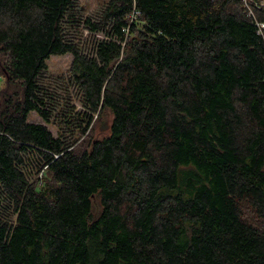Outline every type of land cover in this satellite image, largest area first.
Returning <instances> with one entry per match:
<instances>
[{
	"label": "trees",
	"instance_id": "obj_1",
	"mask_svg": "<svg viewBox=\"0 0 264 264\" xmlns=\"http://www.w3.org/2000/svg\"><path fill=\"white\" fill-rule=\"evenodd\" d=\"M74 2L0 0V264H264V5Z\"/></svg>",
	"mask_w": 264,
	"mask_h": 264
},
{
	"label": "rangeland",
	"instance_id": "obj_2",
	"mask_svg": "<svg viewBox=\"0 0 264 264\" xmlns=\"http://www.w3.org/2000/svg\"><path fill=\"white\" fill-rule=\"evenodd\" d=\"M73 1H75L74 3H78L81 6V8L83 10L82 15L92 16L93 14H96V12L98 10H100L102 7H104L105 4H107L109 0H73ZM243 1L244 0H242V2ZM251 1L258 2L260 0H249L250 6L252 3ZM261 3L264 4V0H261ZM243 5H244V3H243ZM244 7L247 8L248 11L253 10V7H247V6H244ZM72 11H73V14H77L78 16H71V21H73L74 17H80V14L77 12L76 9H73ZM81 32H82V34H81L82 39L84 40V43L87 45H91L89 43L92 40V36H94L96 38L104 37V33H95L96 34L95 35L91 31H89L88 29H86L84 27L81 28ZM72 60H73V55L71 53H67L64 55H52L47 60L48 69L46 71H44L43 74H45L46 77H43V79L46 80V78H47L49 83H51V84L54 83V84L58 85L61 88V90L59 91L60 93L70 92V91H67L65 89V83L64 82H66V79H68V77H69V72H70ZM0 81H1V78H0ZM0 87H5V82H2L0 84ZM73 104L76 105L78 109L82 108L81 104L79 103V101L76 98L73 101ZM110 119H112V116H110L109 114H107V116L104 118L105 121H110ZM104 120L102 122L101 121L98 122L94 126V129L92 131L90 129L89 130L90 132H87L83 137H81L80 140H82L84 138H86V140H88L89 138L97 139L100 136H102L100 134V130H101V127L104 123ZM29 121L34 122V123L45 124L49 127V129L53 132L54 135H57V132H58L57 126L54 123H47L38 113H36V111H33L30 113Z\"/></svg>",
	"mask_w": 264,
	"mask_h": 264
},
{
	"label": "built area",
	"instance_id": "obj_3",
	"mask_svg": "<svg viewBox=\"0 0 264 264\" xmlns=\"http://www.w3.org/2000/svg\"><path fill=\"white\" fill-rule=\"evenodd\" d=\"M251 6H250V3H249V0H244L243 3H244V6H247V7H253L254 5H257V6H263L264 4L261 3V0L258 1V2H253L251 1ZM138 14V12H136ZM249 13L250 14H254L253 13V10H249ZM135 17H134V13L131 15V20H133ZM257 25L259 27L258 31L263 35L264 37V22H261V21H257Z\"/></svg>",
	"mask_w": 264,
	"mask_h": 264
}]
</instances>
